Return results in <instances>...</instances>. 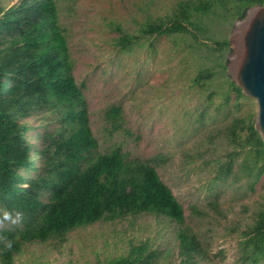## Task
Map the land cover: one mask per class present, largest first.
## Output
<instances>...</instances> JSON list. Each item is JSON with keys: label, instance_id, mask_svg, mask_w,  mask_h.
Listing matches in <instances>:
<instances>
[{"label": "trees", "instance_id": "trees-1", "mask_svg": "<svg viewBox=\"0 0 264 264\" xmlns=\"http://www.w3.org/2000/svg\"><path fill=\"white\" fill-rule=\"evenodd\" d=\"M255 4L264 0H172L162 9L154 6L152 13L150 1L136 35L111 24L118 34L114 47L125 52L137 40L153 36L172 40L176 48L183 43L185 53L197 58L192 86L206 91L215 85L208 97H219L217 109L222 110L233 94L236 100L245 99L226 74L227 26ZM72 66L56 0H0V210L23 213L18 222L0 223V264H14L34 244L58 249L74 230L101 222L128 221L132 226L146 215L173 231L172 243L163 251L155 247L156 238L147 237L130 240L120 254L96 253L84 264H208L202 224L210 223V231L227 228L228 212L214 197L206 207L190 204L186 216L157 172L167 160L162 153L129 160L118 148L98 152ZM120 112V107L105 111L112 132L120 128ZM254 117L232 116L207 137L210 145L217 140L225 144L222 155L204 158L210 150L203 148L185 158L210 167L217 187L231 178L255 192L264 178V144ZM228 228L238 237L239 263L264 264V194L248 222Z\"/></svg>", "mask_w": 264, "mask_h": 264}, {"label": "rangeland", "instance_id": "rangeland-1", "mask_svg": "<svg viewBox=\"0 0 264 264\" xmlns=\"http://www.w3.org/2000/svg\"><path fill=\"white\" fill-rule=\"evenodd\" d=\"M150 1L154 13V6L162 9L172 0H56L72 73L87 101L97 151L118 148L129 160L164 154L167 160L157 172L186 216L190 215V204L206 207L214 197L228 212L227 228L210 231V223L202 224L209 245L208 264H240L238 237L228 227L248 222L264 194V178L253 193L243 188L242 181L231 178L217 187L210 167L199 160L189 163L185 155L203 148L210 150L204 158L222 155L225 144L217 140L210 145L207 137L216 134L232 116L255 114V101L247 97L236 100L233 94L230 104L218 110L221 99L213 96L210 101L208 97L216 90L215 85L206 91L192 86L197 58L185 53L183 43L176 48L172 40L153 36L137 40L125 52L115 48L113 40L118 34L111 24H120L125 32L136 35L145 15L144 5ZM231 27L227 26V38ZM228 53L224 52V59ZM111 107L121 108L120 128L114 132L105 118V111ZM157 231L162 233L157 235ZM172 236L170 228L147 215L136 218L132 226L128 221L101 222L70 232L67 242L58 249L48 244L28 246L16 256L14 264H60L68 260L84 264L96 253L120 254L129 248L130 240L136 243L147 237L156 238L155 247L163 251L168 242L172 243Z\"/></svg>", "mask_w": 264, "mask_h": 264}, {"label": "water", "instance_id": "water-1", "mask_svg": "<svg viewBox=\"0 0 264 264\" xmlns=\"http://www.w3.org/2000/svg\"><path fill=\"white\" fill-rule=\"evenodd\" d=\"M228 41L226 74L255 101L254 128L264 144V4L250 6L232 23Z\"/></svg>", "mask_w": 264, "mask_h": 264}, {"label": "clouds", "instance_id": "clouds-1", "mask_svg": "<svg viewBox=\"0 0 264 264\" xmlns=\"http://www.w3.org/2000/svg\"><path fill=\"white\" fill-rule=\"evenodd\" d=\"M23 216L22 211L20 210H14V215H13V210H8V209H3L0 210V223L3 221L10 220L13 223L18 222ZM7 246L11 247V241L9 240L7 242Z\"/></svg>", "mask_w": 264, "mask_h": 264}]
</instances>
